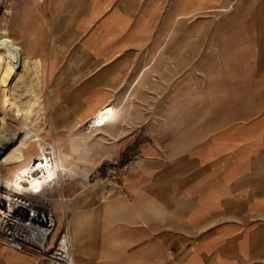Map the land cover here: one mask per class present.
<instances>
[{
	"label": "crops",
	"instance_id": "obj_1",
	"mask_svg": "<svg viewBox=\"0 0 264 264\" xmlns=\"http://www.w3.org/2000/svg\"><path fill=\"white\" fill-rule=\"evenodd\" d=\"M81 2L83 11L63 17L54 37L69 52L77 47L85 67L101 76L130 67L138 69L125 76L143 77L158 62L129 57L163 48L164 141L141 148L134 170L105 202L69 206L76 264H264V0ZM195 19L215 22L189 25ZM236 35L244 41L233 38L228 50L260 54L234 60L236 66L228 60L226 72L207 70L221 68L218 59H172L173 51L219 52V37ZM204 37L211 48L202 46ZM35 42L43 58L54 52L59 67L57 46L46 50L44 36ZM24 49L29 62L41 61ZM183 67L197 74L188 90L172 92L171 70ZM7 261L50 264L28 255Z\"/></svg>",
	"mask_w": 264,
	"mask_h": 264
},
{
	"label": "rangeland",
	"instance_id": "obj_2",
	"mask_svg": "<svg viewBox=\"0 0 264 264\" xmlns=\"http://www.w3.org/2000/svg\"><path fill=\"white\" fill-rule=\"evenodd\" d=\"M42 2L43 0H0V36L3 35L6 29L11 39L17 41L23 47L25 45L28 49L33 50L35 57L41 59L38 64L26 60L29 64H34V67H41L42 73L40 74L41 78H39L41 81V86H39L40 97L42 101L44 100V104L46 103L47 108H50L48 103L53 104V110L50 108L47 112L48 119L53 112L59 111V114L55 117L58 132L62 135L72 134L73 137L78 138V146L82 145L83 135L88 133L85 138H87L89 146L84 149L81 148L78 155L74 157V162L79 165L77 174L74 177L67 178L62 187L57 188L52 193L48 192L45 202L37 201L39 204L51 203L49 207L52 208L57 217L58 230L62 231L66 227L70 228L69 206L73 207L78 204L98 205L105 202L109 193L113 194L119 189L122 182L115 189H109L105 183L110 169L131 164L132 167L126 174L128 175L134 170V160L141 154L143 146H146L149 142L153 143L154 140H156V143H163L164 100L159 93H162L164 89V51L162 47H157L158 45L149 46L129 57L136 62H150L153 59L158 62L159 67L146 71L143 77L142 74L141 77H138V73L132 77L125 76L128 72H134L138 69L130 67L119 69L120 71L111 78H107L105 74L101 76L102 73L98 68L85 67L86 62L83 59L80 60L81 54L78 52L77 47L76 50L69 52V44L62 41L58 42L57 38L54 37L55 29H57L56 27L61 19L66 18L69 13L71 15L75 14L77 17L83 11L85 4L81 0H75L70 4L68 0H54V2L48 0L41 4ZM42 14H45L49 20L45 30H43L41 24ZM22 22L24 26L20 29ZM212 22L215 21L195 19L189 25L199 23L207 26ZM222 28H225V26L221 25L220 31H222ZM43 36L46 40L44 44L46 50L57 46V49L61 51L62 59L59 61V67H56L54 52L50 55L49 60L41 56L39 45L35 40ZM219 38L221 49L219 52L215 50H204L202 52L193 50L173 51L172 59L178 60V62L183 61L185 64L201 59L205 61L218 59L221 68H208L207 70L226 72L228 68L225 66H228V60H232L233 65L236 66L237 62L234 60H242L248 54L254 56L260 54L227 49L230 47L229 44L233 38L236 43L243 42V35L220 36ZM208 43H210V40L204 37L202 46L211 48L212 45ZM75 53L77 55L76 59H74ZM261 55L264 57V52ZM179 70H182L181 74ZM149 71L150 73L153 71V73L150 74ZM171 71L172 92L178 91L181 85L183 91L188 90L191 85L187 82H193L194 77L192 78V76L197 74L195 67L172 68ZM182 76L184 84H180ZM176 80L178 81L176 82ZM25 97H27V94ZM84 102L83 106L82 103ZM108 104H111L117 113L115 119L107 128L95 131L91 120V111L94 108H100ZM76 109L80 110L76 111ZM53 136H55L54 132ZM0 173L6 174V171H0ZM7 189L0 186L2 192L7 191ZM60 218H62L61 226H59ZM15 255H28L38 259L34 255L12 250L7 246L4 238L0 236V264H7V260Z\"/></svg>",
	"mask_w": 264,
	"mask_h": 264
},
{
	"label": "bare ground",
	"instance_id": "obj_3",
	"mask_svg": "<svg viewBox=\"0 0 264 264\" xmlns=\"http://www.w3.org/2000/svg\"><path fill=\"white\" fill-rule=\"evenodd\" d=\"M34 66L27 62L24 47L11 39L5 29L0 36V171L6 174L0 173V186L27 197L34 190H44L40 198L45 202L48 192L62 187L67 178L77 174L79 165L74 157L89 145L85 138L88 133L78 146V138L58 132L55 117L59 111L48 119L47 112L53 110V104L48 103L47 108L42 101V71ZM116 114L111 104L96 108L91 113L95 131L107 128ZM6 200L2 198L1 203ZM13 209L16 216H24L21 207Z\"/></svg>",
	"mask_w": 264,
	"mask_h": 264
},
{
	"label": "built area",
	"instance_id": "obj_4",
	"mask_svg": "<svg viewBox=\"0 0 264 264\" xmlns=\"http://www.w3.org/2000/svg\"><path fill=\"white\" fill-rule=\"evenodd\" d=\"M131 167L128 164L110 169L105 179L107 187H119ZM43 191L34 190L30 197L14 194L10 189L0 191V236L14 251L34 255L50 264H76L70 228L58 231L57 217L49 207L51 203H38ZM2 198H7V202L1 203ZM17 207L24 209V216H16L13 208Z\"/></svg>",
	"mask_w": 264,
	"mask_h": 264
}]
</instances>
